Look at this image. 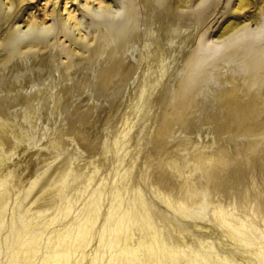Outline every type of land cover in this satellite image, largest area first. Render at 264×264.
I'll return each instance as SVG.
<instances>
[{"label":"bare ground","instance_id":"1","mask_svg":"<svg viewBox=\"0 0 264 264\" xmlns=\"http://www.w3.org/2000/svg\"><path fill=\"white\" fill-rule=\"evenodd\" d=\"M29 1L0 0V264H264V215L259 230L254 206L242 217L210 201L240 192L257 153L264 165V7L239 19L256 1L227 0L228 17L216 25L198 12L206 0ZM164 78L150 151L160 164L144 179L170 218L152 213L136 182L96 179L95 163L74 173L73 151L34 172L23 199L37 191L25 207L8 208L15 146H27L34 167L39 145L57 148L81 121L76 150L99 142L119 164L124 136L117 130L108 143L104 126L130 82L147 104ZM190 157L195 170L181 180ZM155 218L208 222L233 244L222 249L207 237L182 245Z\"/></svg>","mask_w":264,"mask_h":264},{"label":"rangeland","instance_id":"2","mask_svg":"<svg viewBox=\"0 0 264 264\" xmlns=\"http://www.w3.org/2000/svg\"><path fill=\"white\" fill-rule=\"evenodd\" d=\"M234 1L235 0H230V6L233 5ZM255 1H256L255 3L249 4L240 14L237 15V17H239V19H243L244 16L254 14V12L258 10L257 6L261 5V7H264V0H255ZM29 3L31 4V6L39 7L38 1L36 0L29 1ZM230 6H227V0H206V2L202 4L200 8L198 9V12H200L201 15L202 14L204 16L206 15L207 17L206 21H208V24H213L214 20L218 18L220 22L216 23L217 25V24H222L224 20L228 17V13L226 12ZM165 81H166V78H164L161 81V83L158 84V86L156 87L154 91L152 90L151 97H150L152 101L148 102L147 104H145L144 102L145 95L142 98V96L141 97L138 96L137 92L135 93L134 91L136 88V81L134 84L130 82V84L127 86L126 93L124 94L123 102H122L123 104H121L122 106L120 105L119 111H117L116 113H113L109 122L104 126L105 129H104L103 134L105 135H103L102 137L104 138V140H107L108 143L111 142V140L114 137L115 131L117 130L122 131L120 135L124 136L123 142L121 143L120 150H119L120 153L118 152L120 160H121L119 164L117 163L116 150L107 151L104 147L100 145L99 142H97L93 150H91L93 148L92 144L87 145V147L90 150L84 146H79L81 150H76L75 144L72 141V139L76 140V143L79 142L81 137L80 135H78L77 131L81 129L82 127H85V125H87V123H82L81 121H76L77 123L75 125V131L72 134H68V133L65 134L62 138V141L57 145V148H54L51 150L47 148L48 145L46 144L39 145L38 148L40 149L37 150L36 165L34 167H30L29 166L30 164L25 159V155H26L25 148L27 146L26 147L22 146L23 148L21 146H17V147L15 146L11 150L13 153L12 159L13 158L14 160L16 159L18 161V164L15 168L17 170L16 175H14L10 181L11 190L14 193L12 194V191H11L12 198L8 203V208H11V207L14 208V207H17L18 205H20L21 207H25L27 205L25 202L28 203L31 199V196H33L35 192L37 191V187H35L31 195L27 199L25 200L23 199V196H24L23 193L25 192L29 184V179H31L30 177L32 176L34 177L35 175L34 172H36L38 169H42L46 164H49V163L54 164L60 158L61 155L67 152L73 151L75 153V157H74L75 159H74V164H73L74 173L77 172L82 175H87L92 171L93 163H95L98 166V173L96 175V179H98L100 176H103V175L107 176L108 178L107 180L119 179L121 176H123L122 178H124L125 182L128 181L127 183L136 182L137 185L142 189L145 195V198L151 207L150 209L152 213L153 211L155 213H159L161 214L162 218L164 217L163 214L168 213L167 219L170 218L173 215L172 214L173 211L170 208L164 209L160 205V203L158 202L159 201L158 198H156L153 195V192L146 185L145 179H144L146 173L150 175L152 173H155L157 171V167H159V164H160L158 163L157 158L155 159L154 155L150 153L153 133L157 128L159 113L161 111L160 104L158 102L153 105V97H156L157 95H160L163 93L165 89ZM135 99L136 101H139V103L142 102L139 105V108H136ZM144 105H146V108H148L147 110L146 108L144 109L145 107ZM123 121L125 123H123ZM65 131L66 130H63V132ZM191 132H193V130H191ZM2 147L4 148V145ZM122 151L124 154L121 153ZM259 157H260L259 153H257L254 157V160L256 163L253 165L252 171L249 174L244 175V177L241 178V181H240L241 184L239 185L241 190L239 193H232V194L211 193L210 201H211V206H215L219 204L223 205L224 207L234 206L236 210L240 212L239 214H241L242 217L251 216L252 215L251 209L254 206L256 209V215H257V221H258V222L256 221V223L257 225H260L258 226L259 230H262L263 223L261 221V216L264 215V165L258 164ZM12 159L9 161V163L13 161ZM152 159H154V161ZM189 160L191 162H189ZM189 160L187 163V167L185 168V171L183 173V176L181 177V180H183L182 178H184L185 180L186 178L191 176L195 170V163H196L195 159L193 157H190ZM166 170L169 172L168 169ZM118 171H120L121 173ZM128 172H132L131 179L126 176L124 177L125 173H128ZM160 191H162L166 195L171 193L170 189L167 188V186L165 185L160 186ZM53 196L55 195L52 193L46 194L42 198H40V200H38L36 203H33L32 206H35L36 204L42 201L49 200L53 198ZM83 198L84 197L78 200L76 204L77 208L82 206ZM175 216L178 217L177 215ZM180 221L181 220H179V222L176 220L160 221V222H164L165 224L164 230L166 234L168 233L167 236L169 237V239L174 240L175 242L179 244L183 243L185 245L197 246L199 244L198 242L199 240L196 241V239L200 238L201 240V238L206 239L207 237H211L214 240L216 246L221 247L222 249L226 247L225 246L226 244H233L231 239L224 236V233L222 232L223 229H221L218 226H215V225L213 226L212 224H209L208 222L202 223L203 225L201 224V226H196L195 222H192L193 221L192 219L184 220L182 222ZM155 222H157V224L160 223L158 222V218L157 219L155 218ZM186 222L189 224V229L185 228V226L186 227L188 226L186 225ZM175 229L176 230L178 229L180 232H177L178 230L176 231ZM138 235H140V233L135 231V236L133 239L135 240ZM222 245L224 247H222Z\"/></svg>","mask_w":264,"mask_h":264}]
</instances>
